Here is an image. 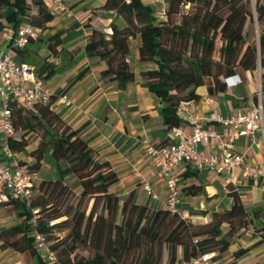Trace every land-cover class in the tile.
<instances>
[{
  "label": "trees",
  "instance_id": "obj_1",
  "mask_svg": "<svg viewBox=\"0 0 264 264\" xmlns=\"http://www.w3.org/2000/svg\"><path fill=\"white\" fill-rule=\"evenodd\" d=\"M163 1L167 5L166 19L156 22L151 4L105 0L100 9L113 13L123 24L112 19L110 31L91 27L84 50L98 56L106 65L101 75L112 76L124 90L135 77L127 57L130 41L138 37L140 62L155 65L139 74L161 101L159 113L164 128L170 131L182 124L177 114L179 103L198 100L199 86L206 85L207 93L216 95L227 87V77L244 71L253 73L263 64L264 0ZM3 11L8 12L3 16ZM0 16L13 25L14 31L22 23L43 31L54 18L46 0H0ZM38 40L45 41L48 55L39 62L35 74L48 79L60 67L47 58L64 51L59 48V32L45 38L30 37L23 47L12 50L16 61L35 64L28 47ZM55 96L48 103H34L32 109L8 100L13 133L6 137V144L13 153H25L34 159L32 164L17 159L18 164L37 172L49 147L53 159L67 166L60 170L59 177L34 185L30 207L14 197L5 201L22 220L0 230V249L27 251L35 259L33 264H176L179 249L183 262L207 253L219 258L251 223L261 232L258 242H264V208L248 210L234 189L228 193L231 205L212 211L206 223H194L178 211L152 210L133 199L121 200L109 190L118 180L117 173L108 161L99 159L83 127L72 128L54 111ZM17 132L18 137L13 135ZM67 174L77 179L79 193L64 182ZM182 190L196 195L202 189L191 184ZM32 208L37 209L35 215ZM36 231L45 236L55 260L39 257ZM248 250L238 248L232 256L240 258Z\"/></svg>",
  "mask_w": 264,
  "mask_h": 264
},
{
  "label": "crops",
  "instance_id": "obj_2",
  "mask_svg": "<svg viewBox=\"0 0 264 264\" xmlns=\"http://www.w3.org/2000/svg\"><path fill=\"white\" fill-rule=\"evenodd\" d=\"M104 1L64 0L70 8V15L56 12L49 7L54 14L53 20L48 23L45 30L37 29L31 38L35 39L38 36L45 38L59 32L61 39L59 48H63L64 51L56 57L47 58L60 68L48 79L42 80L56 96L66 93L71 98L70 104L54 100V111L72 128L83 127V134L89 140L90 146L97 151L99 159L108 161L117 173L118 180L109 187V190L121 200L133 199L138 204H147L152 210L163 209L165 185L161 179L149 178L152 166L142 147L144 142L159 145L170 141V131L164 128L159 113L162 103L143 84L139 74L141 70L154 68L155 65L140 62L139 38L132 39L127 61L135 77L124 90H120L112 76L101 75V71L106 67L105 63L98 56L88 54L84 50L91 27L108 31L111 19L104 15L107 12L100 9ZM142 2L150 4L149 1ZM7 12L3 11L1 14L4 16ZM0 23L3 24V26L0 24V50L3 51L11 47L15 31L13 25L7 23L2 16ZM28 49L32 57L40 63L48 55L44 40L32 41ZM14 58H16L15 53ZM236 75L238 76L230 78L231 85L216 95H209L206 85L196 89L199 99L191 101L190 107L205 127L221 132L222 126L209 120V117L217 114L225 117L244 109L256 99L258 91L262 94L261 103L264 112V62L253 73L244 71ZM188 131L189 127L185 126V132ZM199 148L206 152L216 150L212 145L200 144ZM232 148L235 152L243 154L247 163L259 167L264 173V136L261 133H257L254 138L246 136L237 138ZM15 158L27 164L34 162V159L25 153L15 154ZM48 162L49 170L45 172L43 161L41 168L35 172L36 186L43 179L59 177L60 170L67 166L64 161L55 165L51 159H48ZM176 172L180 177L181 192L177 211L194 223H206L210 220L212 211L228 208L232 203V198L228 195L230 189L237 191L248 210L257 206L264 208V176L255 181L252 177H245L241 167L216 174L206 169L196 170L185 163L180 164ZM225 178L230 179L227 185ZM76 180L71 174L64 177V182L71 188L70 183L74 181L76 183L74 191L79 192L80 186ZM144 181L150 182L157 195L156 198L150 197L143 190ZM191 184L200 185L201 192L196 195L186 194L182 189ZM224 187L227 190H224ZM226 197L228 199H225ZM21 220L13 206L6 202L0 203V230L19 224ZM258 240L259 237H254L244 242L242 236L235 238L229 250L217 258L219 263L263 264V243L255 244ZM246 247L249 250L244 256L240 258L232 256L238 248ZM37 252L41 258L40 252L38 250ZM180 257L179 249L176 264H194L183 262ZM34 261V257L27 251L0 249V264H33Z\"/></svg>",
  "mask_w": 264,
  "mask_h": 264
},
{
  "label": "built area",
  "instance_id": "obj_3",
  "mask_svg": "<svg viewBox=\"0 0 264 264\" xmlns=\"http://www.w3.org/2000/svg\"><path fill=\"white\" fill-rule=\"evenodd\" d=\"M123 1L129 3L132 0ZM141 1H149L154 7L153 15L156 22L166 19L167 5L163 0ZM46 3L56 12L70 15V8L64 0H46ZM36 30L30 24H20L15 31L11 47L7 50H0V203L14 197L22 201L26 207L31 205L36 175L28 167L18 164L15 153L6 144V137L13 133L9 121L8 100L25 101L31 105L34 103L44 104L48 103L53 95L44 81L37 77L33 65L16 61L14 58L13 47H23L28 43L29 38L35 35ZM233 76L228 77V80ZM229 85L231 84L229 83ZM261 95V91H258L256 99L252 100L247 107L228 116L211 115L209 120L219 123L222 126L221 132L205 127L201 119L192 112L190 102L182 101L177 108V114L182 124L170 130V141L159 145L149 142L142 144L152 166L149 178L161 179L165 185V209L175 212L181 201L180 177L176 169L182 163L190 165L196 170L206 169L216 174L241 167L242 174L245 177H252L255 181L264 176L259 167L247 163L244 155L235 152L232 148L234 141L239 137L254 138L257 133L264 136V112ZM55 100L65 104L72 102L66 93L56 96ZM185 126L189 127L188 132H185ZM200 144L212 145L216 150L206 152L199 148ZM224 181L227 185L230 179L225 178ZM142 188L150 197H157L149 181H144ZM224 190L227 188L224 187ZM32 213L35 215L37 209L32 208ZM31 221L35 222V216ZM34 242L43 260H55V253L48 248V243L42 233L34 232ZM190 262L220 264L219 260L214 257V253L204 254ZM262 263L264 264V242Z\"/></svg>",
  "mask_w": 264,
  "mask_h": 264
},
{
  "label": "rangeland",
  "instance_id": "obj_4",
  "mask_svg": "<svg viewBox=\"0 0 264 264\" xmlns=\"http://www.w3.org/2000/svg\"><path fill=\"white\" fill-rule=\"evenodd\" d=\"M188 7V6H187ZM104 15H106L107 17H109L111 20L113 19L115 22H117L119 25H122L123 23L121 22V19H119V18H116V17H114V14L113 13H111V12H107V13H105ZM111 20H110V22H111ZM109 22V23H110ZM109 25V24H108ZM108 31H110V29L108 28ZM35 61H36V65H34V68H35V70H36V67H37V65L39 64V60L37 61L36 59H35ZM24 108H26V109H32L33 107H35V105H31L30 103H27V102H25V101H20L19 102ZM0 123H1V120H0ZM14 136H19V132H17V133H14L13 134ZM16 155L18 154V153H15ZM48 159H51V161L53 162V164L55 165V163H57L55 160H53V157H52V155H51V152H50V149H49V147H46V150H45V155H44V159H43V161L45 162V172L47 171V170H49L48 168L50 167V163L48 162ZM72 175V174H71ZM73 177H74V179H76L75 178V176L73 175ZM77 181V180H76ZM71 185H72V189L74 190V187L76 186V183H74V181L72 182V183H70ZM76 194L77 193H79L78 191H74ZM225 199H228L227 197L225 198ZM224 229H226V226H224L223 227ZM240 234H238V235H236L235 236V238H238V237H240V236H242V239H243V241L244 242H248L249 240H251L252 238H254V237H259L260 236V231H259V228H258V226L257 225H255L254 223H251L245 230H242V231H240L239 232ZM64 234V232H60L59 233V235H63ZM255 244H260L259 242H256ZM81 253H84V254H87L86 252H84V251H81ZM165 259H166V255L164 254V258H163V262H165Z\"/></svg>",
  "mask_w": 264,
  "mask_h": 264
},
{
  "label": "clouds",
  "instance_id": "obj_5",
  "mask_svg": "<svg viewBox=\"0 0 264 264\" xmlns=\"http://www.w3.org/2000/svg\"><path fill=\"white\" fill-rule=\"evenodd\" d=\"M235 76H238V75H235ZM225 84H226V86H229V80H228V77L225 79Z\"/></svg>",
  "mask_w": 264,
  "mask_h": 264
}]
</instances>
